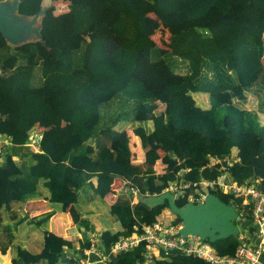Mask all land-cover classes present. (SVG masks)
Returning a JSON list of instances; mask_svg holds the SVG:
<instances>
[{"label":"trees","instance_id":"1","mask_svg":"<svg viewBox=\"0 0 264 264\" xmlns=\"http://www.w3.org/2000/svg\"><path fill=\"white\" fill-rule=\"evenodd\" d=\"M46 1L55 5L43 17L45 44L0 46V137L7 141L0 142V252L13 243L14 226L48 221L53 211L17 219L20 206L41 193L70 213L82 236L76 244L55 237L37 253L17 246L12 264H58L64 249L109 248L135 226L162 222L167 204L135 202L131 188L158 195L170 183L214 179L222 171L209 165L211 157L231 159L232 179L264 190V0H20L18 12L33 15ZM58 4L68 14L52 18ZM96 4L104 8L98 18ZM173 18L185 23L169 28L163 51L151 34L156 21ZM195 93L207 94V106ZM57 123L70 138L64 140L62 130L56 144L47 138L53 130L42 131L39 142L33 138L32 129ZM127 130L139 139L141 162ZM100 137L106 144L96 152ZM78 158L89 159L83 169L74 165ZM120 170L128 188L108 212L121 229L103 230L92 242L95 227L76 207L110 196ZM213 193L232 203L241 220H251L250 204L243 210L241 198ZM185 202L184 195L176 204ZM210 243L219 254L233 255L241 240ZM144 251L141 242L117 255L115 264H142ZM153 264L209 263L170 250Z\"/></svg>","mask_w":264,"mask_h":264},{"label":"built area","instance_id":"2","mask_svg":"<svg viewBox=\"0 0 264 264\" xmlns=\"http://www.w3.org/2000/svg\"><path fill=\"white\" fill-rule=\"evenodd\" d=\"M230 160L227 157L223 160L216 156L211 157L209 165L220 164L222 171L220 175L214 179L188 181L178 185L170 183L166 191L174 194L180 193L179 199L185 195V204L187 202H203L206 194L213 190L231 194L233 198H241L240 206L243 210H245V205L250 204L252 229L246 233L239 232L238 237L241 243L233 255L219 254L206 238L202 239L199 235L180 234L179 231L183 226L181 220L170 224L157 221L151 224H142L140 229L135 226L129 235L119 236L109 248L104 250L91 244L89 248L81 251L82 254L77 257L74 264H107L112 256L125 253L141 242H144L145 245L142 264H153L161 251L170 250L201 258L209 264H264L262 262L264 258V190L248 181L237 183L232 179L227 170V165L231 164ZM131 191L136 202L137 192L133 188ZM228 204L235 208L232 203ZM237 214L240 217L238 212ZM89 239L93 242L92 237Z\"/></svg>","mask_w":264,"mask_h":264},{"label":"crops","instance_id":"3","mask_svg":"<svg viewBox=\"0 0 264 264\" xmlns=\"http://www.w3.org/2000/svg\"><path fill=\"white\" fill-rule=\"evenodd\" d=\"M257 16H259V15H257ZM257 16L254 17L253 21L258 20V18H256ZM51 17L56 18L58 16H55L52 14ZM152 18H154V17H152ZM178 20H179L178 18H173V19H168L165 21H156L157 26L154 27V32L151 35V39L154 43H156V44L158 43L157 45L163 51L168 50L169 40L167 39V41L165 42V41H162V39H161V41L163 43L165 42L164 45H163V43L161 45V43L159 44V42L155 40L154 35H155V33H157L158 30L161 31V29H159L160 24H162L163 25L162 27L166 28L168 31V34H170L169 28L171 26L172 27L174 26L177 29V28L181 27L182 24L185 23V22L179 23ZM41 23H42V27H43V17L41 19ZM94 34H95V32H94ZM84 36H88V33L84 34ZM88 40H91V39H88ZM30 42H34V41L22 43L20 45H16L15 47L23 46V48H24L25 44H28ZM3 43H7V42L0 35V46ZM194 97H195L196 101H197V99H199V101H197L199 103V105H201L202 107L207 106V103H208L207 94H205V93L194 94ZM261 123L264 124V115L261 117ZM64 126L65 125L62 123H57L54 125L41 127V129L38 133V136L36 137V141L39 142L40 139L42 137H44V134L41 137V132L45 131V130H47L48 132L50 130H53V133H50L53 136H47V138L50 141L54 142L55 144L57 143L56 142L57 141L56 136L58 135L60 137V134H59V132H57V130H62L61 133L65 138L64 140L70 138V136H71L70 131L64 130V129H59V128H64ZM127 133L129 135L130 144L132 145V150H134V152L136 153L135 161L136 162L143 161L144 155H143V152L140 148V142H139L138 137L134 136L129 130H127ZM59 140L60 139L58 138V142H60ZM2 141L7 142L3 137H0V142H2ZM105 144L106 143H105V140L103 138H101V137L98 138L96 140V142L94 143L95 151L99 152L104 147ZM0 151H2V150H0ZM88 162H89L88 158H78L74 161V165L76 168L83 169L87 165ZM154 168L156 169V171L160 172V171H162L163 165L157 161L154 165ZM118 172H119L118 173L119 176H117V178L114 180V182L112 184V189L114 192L110 196L102 199V200H104V202L102 201V203L107 207V210H104L103 205L100 204L97 200L88 201L86 203L80 204V206L77 205L78 207H76V209L79 211V213L83 216L87 215L89 217L90 221L92 222V224L94 225L95 231L89 235V237L93 238V241L98 239L100 232H102L103 230L117 231V230L121 229L119 222L114 221L108 212L110 203L113 202L112 200H114L116 197H118L120 195L125 194L127 191V186L125 184V180L123 179L124 178L123 172H121V170ZM41 194H39L37 197H32L31 199L27 200L22 206H20L19 214L22 211L24 213V215H28L29 217H33V216H40L44 213H48L50 211H53V213L49 217L48 221L44 222L42 224V226L45 225V229L42 228V230H43L42 232H43V234H45V245L51 243L55 237H62V238L70 239L72 241V243L76 244V241L81 238L82 233H81L80 228L73 222L70 213L67 211L66 212L59 211V209H57L56 207L51 205V203H49L44 198L45 197L44 194L43 195H41ZM24 223L31 224L28 222V219L25 220ZM239 226H240V232L246 233L252 229V222L250 219L249 220H241ZM11 245L8 247L7 253L10 257V262L12 264L11 259L16 256V249L12 248ZM21 247H23V248L25 247V249L27 248V246H25V245H22ZM98 248L101 249L100 247H98ZM102 250H104V248H102ZM62 254H64L65 258H73L74 260H76V258L79 257L82 253H81V250L76 247L72 250L64 249V252ZM117 257L118 256H112L107 264H115ZM66 262H68V261H66L65 259H62V261H60L58 264H67ZM74 262H68V264H71ZM262 262L264 263V258H263Z\"/></svg>","mask_w":264,"mask_h":264},{"label":"water","instance_id":"4","mask_svg":"<svg viewBox=\"0 0 264 264\" xmlns=\"http://www.w3.org/2000/svg\"><path fill=\"white\" fill-rule=\"evenodd\" d=\"M20 0H0V35L10 45L16 46L29 41L40 40L45 44L41 34V18L46 11L54 6L53 1L49 5H43L33 15H24L18 12ZM180 193L164 191L158 195L137 194V201L149 207L167 204L169 210L182 222L179 233L183 235L196 234L209 242L238 236L240 226L237 224L238 214L235 208L220 199L215 193L209 192L203 202H187L178 206L176 201ZM3 255L0 252V264H3ZM62 259L74 262L73 258Z\"/></svg>","mask_w":264,"mask_h":264},{"label":"rangeland","instance_id":"5","mask_svg":"<svg viewBox=\"0 0 264 264\" xmlns=\"http://www.w3.org/2000/svg\"><path fill=\"white\" fill-rule=\"evenodd\" d=\"M112 1V0H111ZM114 1V0H113ZM115 2H117V4L119 3H122V0H115ZM54 3V2H53ZM45 5H49L50 2L49 1H46L44 3ZM55 4V3H54ZM97 5V4H96ZM94 5V8H95V16L96 18L98 17H101L103 14H104V8L102 7H99L100 5ZM62 7H64V5L62 4H58L55 8V10L53 11V15L55 16H64L66 14H68L65 9H63ZM65 8V7H64ZM42 19V18H41ZM62 21H67V19H61ZM163 25L160 24L159 26V29L157 31V33H155L154 37H155V40L159 42V44L161 43L162 45V41H167L168 39V31L166 28L162 27ZM102 30L99 29V33H102L104 34L105 31L101 32ZM152 35V34H151ZM88 38H91V36H87V39ZM162 39V41H161ZM164 42V43H165ZM163 43V45H164ZM158 44V43H157ZM195 94H199V93H195ZM197 101H199V99H197ZM254 103L251 102L249 104V107H251V109L253 108V105ZM254 109V108H253ZM263 115H261L262 117ZM41 127L37 126L36 128L32 129L31 130V134L33 135V138L36 140V137L38 136V133L40 131ZM1 153V151H0ZM2 154V153H1ZM1 154H0V158H1ZM97 201L103 205V209L104 210H107V207L102 203V201L104 202V200L102 199H97ZM3 211V210H2ZM4 215L7 217V214L5 212H3ZM20 215L21 216H18L17 219L21 218L24 213L21 211L20 212ZM160 219L162 220V222H164L165 224H170V220L172 218H175L176 215L174 213H172L169 209L165 210L163 212L162 215H160ZM8 219V218H7ZM240 217L238 218L237 220V223L240 224ZM174 222V221H173ZM172 223V222H171ZM13 226V225H12ZM42 228L45 229V225L42 226L41 225H38L36 223H31V224H27V223H24V222H21L19 223L17 226H14L12 229H13V234H14V240H13V243H12V248L16 249L17 246H22V245H25L27 246V250L30 251L31 253H36V252H39L41 250V248L43 246H45V234H43V230ZM5 236L4 234H0V241L2 239H4ZM25 248V247H24ZM5 254H8L7 251ZM19 264H24V263H19ZM37 264H44L43 262H40V263H37Z\"/></svg>","mask_w":264,"mask_h":264},{"label":"bare ground","instance_id":"6","mask_svg":"<svg viewBox=\"0 0 264 264\" xmlns=\"http://www.w3.org/2000/svg\"><path fill=\"white\" fill-rule=\"evenodd\" d=\"M3 259H4L3 264H9V262H10V257H9L8 254H4V255H3Z\"/></svg>","mask_w":264,"mask_h":264}]
</instances>
